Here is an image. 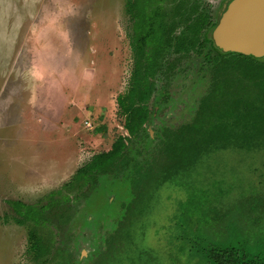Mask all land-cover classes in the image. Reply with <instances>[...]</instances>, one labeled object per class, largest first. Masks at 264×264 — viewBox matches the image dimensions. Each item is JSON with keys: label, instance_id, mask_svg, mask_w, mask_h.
Segmentation results:
<instances>
[{"label": "rangeland", "instance_id": "374dc122", "mask_svg": "<svg viewBox=\"0 0 264 264\" xmlns=\"http://www.w3.org/2000/svg\"><path fill=\"white\" fill-rule=\"evenodd\" d=\"M131 26L127 0H0V264H35L31 227L51 243L47 264H209L215 248L264 264V135L155 182L167 130L192 123L211 84L199 56L160 88L148 135L118 167L65 187L127 136L117 98L133 68ZM58 190L54 224L16 222L12 201L41 207Z\"/></svg>", "mask_w": 264, "mask_h": 264}, {"label": "trees", "instance_id": "16d2710c", "mask_svg": "<svg viewBox=\"0 0 264 264\" xmlns=\"http://www.w3.org/2000/svg\"><path fill=\"white\" fill-rule=\"evenodd\" d=\"M139 4L141 0H127V11L132 20L130 45L134 62L128 87L117 98L118 114L124 118V129L127 131V136H118L110 150L94 155L88 163L80 167L72 180L65 185L67 189L81 190L99 175L118 167L117 165L121 164L130 151L129 144L142 143L143 137L148 135L144 125L148 123L151 116L149 103L156 90L154 80L163 71L159 58L166 59L164 51L168 45V38L164 37V34H166L168 24L164 21L165 15L161 10L149 14L146 5L141 4V9L137 10ZM190 16L185 18L186 24L193 19ZM202 17L203 15L200 14L196 20ZM204 20L206 23L207 18L205 17ZM203 27L204 25L201 28ZM186 28L187 32L176 37V46L173 45L176 52H180L177 47L184 44L194 50L195 43L199 40L198 33L201 28L197 32L192 30L194 25L190 27L188 24ZM185 49L188 47L185 46ZM186 52L189 53L188 50ZM224 69H230L234 79L219 74L220 70L213 74L211 92L202 99L194 122L175 130H167L162 139L161 151L166 157L162 166L163 181L174 180L179 174L187 172L191 163L198 162L212 151L224 149L228 145L248 143L264 135L262 104L257 107L245 97H236L228 103L231 110H222L225 104L223 98L226 95L225 84L236 81V76L240 82H242L240 75L248 80H255L254 83L264 94V61L256 60L251 56H241L238 62L227 61V67L221 70ZM253 108L259 110L255 111ZM237 109H241L242 112L236 113ZM62 193L63 190L52 192L49 195L51 202L41 207L28 205L19 200L12 201L11 206L16 215V222L20 225L54 224L51 219L49 221L46 218V213L48 209L53 212L54 202L57 201L55 196ZM49 238L51 239L50 235ZM27 251L32 255L31 258L35 264H47L52 246L49 239L36 227L28 230ZM208 262L209 264H249L238 259L233 248L210 250Z\"/></svg>", "mask_w": 264, "mask_h": 264}, {"label": "flooded vegetation", "instance_id": "af4514ba", "mask_svg": "<svg viewBox=\"0 0 264 264\" xmlns=\"http://www.w3.org/2000/svg\"><path fill=\"white\" fill-rule=\"evenodd\" d=\"M159 1L160 0H150L147 12L149 14H152L154 11L161 10V12L164 13L165 16L163 17V19L168 24L166 34H164V37L168 38V45H166V49L164 51L165 52L164 56L166 59L164 60L162 57L159 58V62L163 66V71L160 72L159 77L154 80L156 90L150 100V103L153 100V98L158 94V92L161 90L160 88L169 91L171 85L168 84L171 83L173 78L177 75L178 71L197 56H199L202 59V61L204 62L203 64L206 65V69L211 77V84L206 94H204L203 98L210 94L213 77H214L213 74H216L219 70H220L219 74H224L226 78L234 79L230 69H224V70L221 69L227 67V61H231V63H235L241 60V56H246V57H250V56L242 54L241 52L238 51H230V50H226L225 48L219 47L214 40V34L218 26L221 24L224 10L226 6L229 3H231L233 0H220V2L218 3L216 1L208 2L207 0H174L173 1L174 4L165 5V6L163 4H159ZM200 14H202L203 17L196 20V18ZM189 16L193 19L187 22L186 24L184 20ZM205 17L207 18L206 23L204 20ZM188 24L190 27H193L194 25V28H192V30L196 32L199 31V29L204 25V27L201 28L198 33L199 40L196 43L194 42L196 44L194 50H191L189 45L184 44L183 46H178L177 48L179 49L180 52H176L173 48V45L176 46L177 43L176 37L184 32H187L186 26ZM185 46H187L188 49H185ZM187 50L189 51V53L186 52ZM253 58L256 60L264 61V58L263 59H257L255 57ZM253 63L257 64V62L255 61H253ZM236 78H237L236 81H233L232 83L228 82L227 84H225L224 91L226 95H224L223 97L225 100V104L222 106V110L223 111L231 110L228 107L229 105L228 103L229 101H231V99L236 97L237 98L245 97V99L255 103L257 107H259L261 104L263 106L264 94L259 90V88L254 83L255 80H248L242 75H240L242 82L239 81L238 76H236ZM198 110L192 123L197 117ZM253 110L258 111L259 109L253 108ZM235 112L239 113L242 112V110L237 109ZM151 118H152V110L148 123L150 122ZM146 125H144L145 129H146ZM160 148H161V144H160ZM162 177L161 179L159 177H156L155 182L157 186L169 182V180L163 181ZM150 178H151L150 175L146 176V180H149ZM82 192L84 191L82 190Z\"/></svg>", "mask_w": 264, "mask_h": 264}, {"label": "water", "instance_id": "95a60500", "mask_svg": "<svg viewBox=\"0 0 264 264\" xmlns=\"http://www.w3.org/2000/svg\"><path fill=\"white\" fill-rule=\"evenodd\" d=\"M215 43L230 51L264 58V0H233L214 34Z\"/></svg>", "mask_w": 264, "mask_h": 264}]
</instances>
